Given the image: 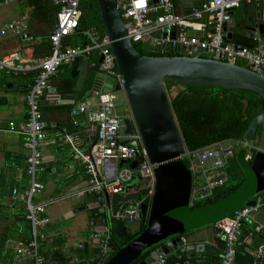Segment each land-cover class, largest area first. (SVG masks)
Segmentation results:
<instances>
[{
    "label": "built area",
    "instance_id": "1",
    "mask_svg": "<svg viewBox=\"0 0 264 264\" xmlns=\"http://www.w3.org/2000/svg\"><path fill=\"white\" fill-rule=\"evenodd\" d=\"M86 0H50L56 7L53 15L52 30L47 35L49 51L41 56H34L28 61H21L17 51L0 56V68L11 67L12 61H17L15 69L35 70L32 83L27 87L24 101L27 106L26 118L20 130L8 123L7 130L23 136V145L27 152L24 156V172L26 184L20 189H12V195L17 196L23 203L28 220L29 231L27 237L13 239L10 248L15 256L30 260V264H56V260L46 256V240L48 233L46 226L49 217L45 209L48 200H35L42 191V183L37 180L36 173L42 170V154L40 144L45 137L46 123L41 119L39 109L40 98L44 96L47 83L63 64L70 63L74 57L90 56L93 48H99L101 60L97 71L104 82L96 91H92L94 102L84 101L72 105L67 112L68 126L78 128V117L83 116L87 125V134L69 132L66 127L61 129V140L68 144L69 151L80 163L86 174L84 187L80 193L93 195L94 202L101 207L107 206L109 221L140 222V203L148 206L154 188L155 164L147 159L140 137L131 120L130 112L122 115L117 111L116 102L124 100L125 109L128 105L124 95L123 81L116 71L114 56L103 36L96 40L92 28L84 29L90 37V43L85 46L64 44L62 39L74 33L79 25L81 11L79 4ZM252 0H204L197 6L191 7L186 13H177L173 0H115L122 20L125 36L133 43L141 45L151 41L158 48V55L176 54V47L182 48L187 55L190 47H196L204 56L215 60L234 63L242 60L245 66L264 76V48L258 39L251 47L237 46L225 38L224 24L230 19V11L245 5ZM260 3L261 17L264 18V0H253ZM29 15L24 13L0 24V41L4 39H19L29 42L33 37L28 29ZM210 25H212L210 27ZM188 29L199 31L200 35H190ZM93 67L95 61L89 59ZM109 78L111 80H109ZM107 83H110L108 85ZM116 85V89L113 86ZM119 93V95H117ZM46 99L58 100L55 93L46 94ZM173 96V95H172ZM123 118L130 119V129L125 131ZM93 134L94 138L89 146L82 147L83 138ZM253 145L242 138H228L211 144L186 149L181 154L189 163L191 170V188L188 205L204 200L212 192L222 187L228 179L227 164L237 149H245L243 160L251 158ZM135 161L132 167L131 162ZM140 184L145 188L142 195L138 192ZM126 185L130 188L124 194L136 192L138 199L111 202V195L120 194ZM137 189V190H136ZM264 210V194L256 195L252 205H245L235 209L230 216L223 217L212 224L215 240H222L223 248L220 254V264H237L235 254L241 248L250 256L249 264H261L264 259V223L257 221L254 215ZM251 223V231L241 236L243 223ZM93 225L92 220L89 222ZM261 233L260 241L255 247L248 246L252 234ZM173 242L167 238L164 245L168 251L157 254L149 264H168L169 256L178 264L188 250V240L181 234ZM95 239H97L95 241ZM108 242V226L102 231H92L86 237L88 247L91 243H98V253L84 259L72 256L65 259L68 264H100ZM78 242L76 248H82ZM0 264H7L0 260Z\"/></svg>",
    "mask_w": 264,
    "mask_h": 264
},
{
    "label": "water",
    "instance_id": "2",
    "mask_svg": "<svg viewBox=\"0 0 264 264\" xmlns=\"http://www.w3.org/2000/svg\"><path fill=\"white\" fill-rule=\"evenodd\" d=\"M94 2L107 45L114 56L116 71L123 81L131 120L138 132L148 161L155 164L153 169L155 183L150 202L148 206L144 203L139 205L141 215L146 218L145 228L123 246L110 238L105 251L113 252V254L103 264H130L134 260H136L135 264H149L158 253L168 251L163 242L169 236L181 235L187 233L189 229L230 216L237 209L234 206L241 198L235 193L230 195V206L226 200L228 197L199 209H191L188 206L191 170L188 161L181 157L184 145L163 81L171 80L180 85L243 89L258 95L262 103L261 111L251 117L243 133V138L247 141L255 138L249 173L253 182V192L257 193L264 189V76L246 66L204 56L196 47H190L187 55L182 53L180 46L176 47V54L158 55L157 46L147 41L139 46L140 50L155 55H145L136 50L134 43L125 36L115 0H94ZM258 4L259 2L256 1L255 5L258 6ZM181 7L191 8L192 4L189 3V6L182 4ZM257 9L258 7L254 17L249 18L250 23L239 26L245 30L248 37L258 39L264 48V20ZM233 11V9L230 11V19L223 26L227 40L231 39V33L227 28L233 23ZM177 13L182 12L179 9ZM188 33L200 35L199 31L192 29H188ZM93 36L97 38L98 33ZM234 43L238 47L252 46L241 41ZM86 44V41L80 43L79 39H76V45L83 47ZM98 51L99 48H93L90 52L89 59L95 61L93 66L95 69L101 60V54ZM71 62L77 67L73 93L59 94L58 98L59 100L69 99L72 102L75 96L80 94V85L88 77L91 66L80 55L74 57ZM100 79H103L100 74L93 76L89 94L98 89ZM107 84L110 85V83ZM113 89H116V85ZM46 91L54 92L55 89L50 87ZM122 121L125 131L129 133L130 119L123 118ZM257 128L258 135L255 137ZM93 138L91 134L89 138L84 139L91 141ZM134 165L135 161H132L131 166ZM127 188H130V185H126L120 194L111 195V202L138 199L139 195L136 192L124 194ZM252 204V200L244 203V205ZM125 224L132 225L133 222H117L113 229L114 236L122 238L125 235ZM95 230L102 231L103 226L99 225ZM176 239L175 237L173 242ZM153 245L148 255L139 259L141 253ZM98 246V243L94 244V247ZM217 247L223 248L222 240H217ZM192 248L199 251L205 250L208 253L210 249L212 253L216 250L212 246L204 247L203 243L188 246V249Z\"/></svg>",
    "mask_w": 264,
    "mask_h": 264
},
{
    "label": "crops",
    "instance_id": "3",
    "mask_svg": "<svg viewBox=\"0 0 264 264\" xmlns=\"http://www.w3.org/2000/svg\"><path fill=\"white\" fill-rule=\"evenodd\" d=\"M25 1L27 0H0V24L21 14H28L31 8L25 4ZM203 1L173 0V4L175 11L179 12L180 9L182 13H186L190 7L183 8L181 7L182 4L189 6V3H191L192 7H194ZM255 2L252 0L245 3L244 6L241 5L239 8L234 9L232 14L234 18L233 23L227 28L231 33L230 41H241L248 45L258 43L255 38L248 37L245 30L239 26L250 23L249 18L254 17L256 7H258L259 14L261 13L260 3L256 6ZM54 12H52V17ZM48 26L49 24L42 22L38 15L32 18L29 17L28 29L26 31L33 38L29 42H22L19 39L1 40L0 56L12 51H17L21 61H28L34 56H39L37 53H41V51H35L34 49L47 39ZM78 32H81L83 38L89 37L83 29H79L72 34H78ZM81 42L83 41L80 40ZM64 44H68V42ZM68 45L73 46L70 43ZM89 58L90 56L87 59L84 57L87 62H89ZM11 64V67L0 68V232L8 229L11 231L13 239H18L22 235V229L17 227L18 230H14L16 227L14 221L17 220L23 208L22 201L17 196L12 195L11 190L13 188L20 189L24 185V156L27 150L23 145V136L8 131L7 127L9 122H12L15 130H20L23 127L27 112L24 94L33 79L35 70L15 69L16 60L12 61ZM76 72L77 67L72 65V62L61 65L59 71L47 83V88L52 87L55 91L45 90L44 96L39 101L42 119L47 121L49 126L45 128V138L40 144L42 170L36 173V177L42 183V191L36 196L35 200H48V205L45 209L46 215L49 217V223L46 226L48 233L46 247L53 250L57 248L65 259L79 255L84 250V247L89 249L86 244V237L91 231L95 230L99 225L105 226L108 222L111 223L109 221L107 206L101 207L100 204H96L92 194L87 192L80 193L78 191L84 187L86 174L83 172L78 160L70 153L68 144L64 143L60 136L62 127H65L67 123V110L65 106L84 101L86 97H88L89 102L93 103L95 99L94 95L92 92L89 94L92 79L94 75H99L100 73L97 69L91 67L88 77L80 85V94L76 95L72 102L69 99H58L57 101L46 99L48 97L46 94L50 93L57 95L73 93L77 77ZM103 82L104 80L100 79L101 85ZM86 93L88 95H85ZM116 108L120 114H128L125 107L120 109L116 106ZM78 120L77 132L79 134H87L89 131L87 130L86 123L83 121V116L78 117ZM86 136L84 138H89ZM84 138L80 144L85 148L89 146L90 140L86 141ZM249 172V169L244 168L242 182L230 192V195L235 193V195L241 196L240 201L234 206L236 208L245 206L244 203L249 200L253 201L256 195L264 194V189L257 193L253 192V182ZM254 218L264 223V210L255 214ZM142 219L146 221V218L143 216ZM90 220H92L93 225L89 223ZM212 224L199 226L194 231L188 232V239L193 241L189 245L203 243L204 247L212 246L216 248L215 253H212V249H210L209 253L205 250L188 249L184 256L189 259L185 263H190L192 259L199 264L219 263L222 249L217 247V240L214 239ZM17 226L19 225L17 224ZM242 226L246 228L251 226V223L246 222ZM177 236H170L171 240ZM13 239L8 240L6 247L10 248V241ZM259 241L260 239L255 237L254 233L251 235V242L248 246L251 248L255 247ZM78 242L83 244L80 249L75 247V244ZM94 244L91 243L90 247L96 248ZM89 251L92 250L90 249ZM93 253L94 251H92ZM97 253L98 250L92 256H95ZM108 254L106 252L103 254L102 264ZM10 264L30 263L27 258L15 256L11 253Z\"/></svg>",
    "mask_w": 264,
    "mask_h": 264
},
{
    "label": "trees",
    "instance_id": "4",
    "mask_svg": "<svg viewBox=\"0 0 264 264\" xmlns=\"http://www.w3.org/2000/svg\"><path fill=\"white\" fill-rule=\"evenodd\" d=\"M25 4H27L31 8L28 12L30 18L38 15L42 22H47V24H49L47 29L49 34L52 30L53 23L52 12L56 10V7L51 4L50 0H27L25 1ZM79 8L81 11V18L79 20L77 29L84 30L92 28L95 33H98V37L96 38V40H100L104 36V32L98 19L94 0H86L80 2ZM77 38L79 39V42L80 40H82L86 41V43H90V38L87 36L83 38L81 32L64 37L62 39V42H68V44L70 43L71 45H75ZM133 46L136 50L140 51L139 45L134 43ZM49 47V41L48 39H46L45 41L37 45L34 50L41 51V53H37V55L41 56L49 51ZM150 54L155 55L153 53ZM234 63L245 66L242 60H236ZM31 83L32 81L29 83V85ZM163 84L164 88H168L172 85H175L176 83L172 82L171 80H164ZM181 86L182 87L175 91L174 95L170 98V106L176 120L182 142L186 149L205 146L222 139L242 138L244 130L251 117L261 111V99L256 93L249 90L224 89L221 87L212 86H195L192 84H181ZM71 106L72 105L65 106L67 110L66 112H68V109ZM44 122L46 123L45 128L49 126L47 121ZM65 127L69 132H74L77 130L76 127L68 126V123L65 124ZM257 135L258 128L256 129L255 137H257ZM251 151L253 152V149ZM244 152L245 149H239L228 161L226 168L228 174L227 184H224L222 187L215 189L210 197L191 204V206H189L191 209H199L211 203L217 202L226 197L228 194H230V192H232L240 185L243 179L244 168L248 166L247 169H249L252 158L251 156L249 160L244 161ZM23 173L25 177V185L26 175L24 170ZM230 179H234V183L229 184ZM13 189L17 190L18 188ZM22 208L23 211L14 222L16 224V227H18L17 224L19 226L21 225V238L26 239L25 237H27L29 231V223L28 220H26L24 217L25 210L23 203ZM115 225L116 222L112 225L111 221L109 230L110 238H113L118 243V245L123 246L145 228L146 222L145 219H142L135 231L131 233L126 232L122 238L114 236L113 229ZM16 227L15 229H17ZM251 228L252 226H248L246 228H243V226H241V236L250 232ZM183 235L187 238L188 243H193V241L188 239V233H184ZM261 236V233L255 234V237H257L258 239H260ZM10 239H13L11 231L6 229L0 232V260L7 264H10L11 253L13 254L12 250L10 252V248L6 247V243ZM152 247H154V245L148 249H145L141 253L139 259L145 258L148 255L149 249H151ZM45 249V255H49L52 259H55L56 264H68L65 262V258L61 255L57 248L53 250L47 249L46 247ZM90 249L94 251V253L98 250V248H93L90 246L89 249L84 247V250L81 251V253L77 256L84 259L93 257L92 255L94 253L92 254V251H89ZM112 254L113 252L109 253L105 261ZM188 259L189 258H186L183 255L178 264H199L193 259L190 263H185V261H187ZM167 261L168 264H174L175 262L174 258L171 256L167 258ZM235 261L237 264H249L251 259L250 256H248L241 248H239L237 253L235 254ZM135 262L136 260H134L130 264H135ZM92 263L94 262H91V264ZM217 264H220V259L219 263ZM261 264H264V259Z\"/></svg>",
    "mask_w": 264,
    "mask_h": 264
},
{
    "label": "rangeland",
    "instance_id": "5",
    "mask_svg": "<svg viewBox=\"0 0 264 264\" xmlns=\"http://www.w3.org/2000/svg\"><path fill=\"white\" fill-rule=\"evenodd\" d=\"M182 86L180 84H175L174 86H171V87H168V88H165V92L166 94L168 95V97H172V95L175 93V91H177L178 89H180ZM117 95H119V93H117ZM116 106L119 107L120 109L124 108L125 105H124V100L122 98H119L116 102ZM126 112H129L128 110H126ZM125 114V113H124ZM255 143V138H253L252 140L249 141V145H254ZM239 149L236 150V152L238 151ZM235 152V153H236ZM248 167V166H247ZM246 167V168H247ZM154 169V168H153ZM228 182V181H227ZM227 182L225 184H227ZM232 184L234 183V179H230L229 180V184ZM137 190V189H136ZM145 188L143 187V184H140V189L138 190V192L140 193V195H142V193L144 192ZM228 197V198H227ZM225 198H227V204L230 206V194H228ZM115 224L114 221H112V225ZM138 225L139 223L138 222H135L133 223L132 225H127L125 224V228L127 230V232H132V231H135L137 228H138ZM19 228H21L20 226H18ZM17 228V227H16ZM196 228H192V229H189L188 232H192L194 231ZM14 230H18V229H15ZM187 232V233H188ZM172 236V235H171ZM170 237V236H169ZM171 238V237H170ZM165 241V240H164Z\"/></svg>",
    "mask_w": 264,
    "mask_h": 264
},
{
    "label": "clouds",
    "instance_id": "6",
    "mask_svg": "<svg viewBox=\"0 0 264 264\" xmlns=\"http://www.w3.org/2000/svg\"><path fill=\"white\" fill-rule=\"evenodd\" d=\"M88 44V43H87ZM174 95V94H173ZM171 98V97H170ZM170 98H169V101H170ZM243 137V136H242ZM184 145V144H183ZM254 146V145H253ZM251 156H252V151H251ZM245 161V160H244ZM116 222V221H115ZM117 223V222H116ZM124 223V222H123ZM102 226H104V225H102ZM106 226H108V242H109V239H110V235H109V230H110V224H107ZM93 231H96V230H93ZM92 232V231H91ZM166 240V239H165ZM107 242V243H108ZM88 246V245H87ZM107 246V245H106ZM96 248H98V247H96ZM106 248V247H105ZM106 252V251H105ZM107 253V252H106ZM101 263H102V261H101ZM100 263V264H101Z\"/></svg>",
    "mask_w": 264,
    "mask_h": 264
},
{
    "label": "flooded vegetation",
    "instance_id": "7",
    "mask_svg": "<svg viewBox=\"0 0 264 264\" xmlns=\"http://www.w3.org/2000/svg\"><path fill=\"white\" fill-rule=\"evenodd\" d=\"M77 30H79V29H76V31ZM143 54H145V55H151L150 53H148V52H145V51H142V50H140ZM172 86H174V85H172Z\"/></svg>",
    "mask_w": 264,
    "mask_h": 264
}]
</instances>
